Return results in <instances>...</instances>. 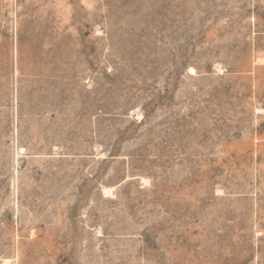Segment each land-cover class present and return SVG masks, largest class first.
I'll use <instances>...</instances> for the list:
<instances>
[{"label":"rangeland","instance_id":"1","mask_svg":"<svg viewBox=\"0 0 264 264\" xmlns=\"http://www.w3.org/2000/svg\"><path fill=\"white\" fill-rule=\"evenodd\" d=\"M6 262L264 264V0H0Z\"/></svg>","mask_w":264,"mask_h":264},{"label":"bare ground","instance_id":"2","mask_svg":"<svg viewBox=\"0 0 264 264\" xmlns=\"http://www.w3.org/2000/svg\"><path fill=\"white\" fill-rule=\"evenodd\" d=\"M108 191H110V190H108ZM6 261V260H5ZM9 261V260H8ZM6 264H7V262H6ZM9 264H10V262H9Z\"/></svg>","mask_w":264,"mask_h":264}]
</instances>
